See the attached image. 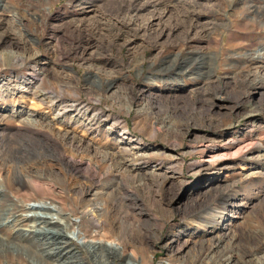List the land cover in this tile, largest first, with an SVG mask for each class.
I'll return each instance as SVG.
<instances>
[{
  "label": "rangeland",
  "instance_id": "rangeland-1",
  "mask_svg": "<svg viewBox=\"0 0 264 264\" xmlns=\"http://www.w3.org/2000/svg\"><path fill=\"white\" fill-rule=\"evenodd\" d=\"M5 1L10 9L0 6V13L10 18L13 36L22 43L19 52L36 54L40 62L42 81L34 90L38 97L50 96L55 108L39 102L34 91H14L24 87L32 66L0 63V81L10 83L0 96V178L13 166L2 157L27 155L26 145L43 148L17 112L51 119L58 111L73 110L72 105L80 107V115L93 127L86 129L82 118L79 122L71 114L54 121L50 152L34 160L43 178L26 188L16 186L13 195L24 202L55 201L73 217L102 207L106 225L97 233L82 227L86 239L121 247L88 243L66 249L61 231H21L11 197L0 188V264H194L202 239L212 236L194 229L202 221L192 199L217 180L240 182L235 194L245 195L248 205L240 207L215 250L225 258L232 255L230 264H242L246 242L264 243L262 237L245 236L253 228L264 234V175H252L264 169V113L246 116V102L264 103V85L253 86L257 79H246L260 65L249 56L264 49V0H200L204 12L214 11L216 27L229 20L234 26L223 33L213 27L210 39L185 46L176 43L182 35L177 31L171 42L162 37L151 44L140 37L126 44L115 36L120 30L110 19L117 16L108 11L119 0H99L95 12L82 10L85 0ZM157 1L165 7L178 0ZM9 49V43L3 45L0 53ZM90 56L91 62L86 61ZM197 87L208 91L211 107L193 94ZM100 121L105 123L97 130ZM125 132L148 150L141 170L123 167L130 161ZM234 139L240 144L231 152L218 151ZM210 152L218 163L201 170L200 162ZM69 158L82 162L77 171L68 166ZM185 240L182 251L175 253ZM255 258H264V251Z\"/></svg>",
  "mask_w": 264,
  "mask_h": 264
},
{
  "label": "bare ground",
  "instance_id": "bare-ground-1",
  "mask_svg": "<svg viewBox=\"0 0 264 264\" xmlns=\"http://www.w3.org/2000/svg\"><path fill=\"white\" fill-rule=\"evenodd\" d=\"M98 1L99 0L83 1L82 3L84 6L82 7V10L86 8H92L91 10L95 12L100 7L98 6V4H96L98 3ZM105 1L107 0H100V2ZM163 4L158 2L157 0H119L115 8L108 9L110 14H114L117 16V18L111 17L110 19L113 22L112 27H119V29L117 30H120V32L116 33L115 36H117L118 38L123 37L125 43L128 45H132V42L140 37L148 40L150 43L153 41V43L156 44L162 37H166L168 40H170V42L174 41L173 35L177 31L179 33L182 32V35L179 41L176 43L178 45L185 46L188 44L195 45L197 41L202 38L210 39V34L213 30V27L214 29L222 32L225 30H230L234 26L232 24V21L229 20L227 24H224L223 26H221L220 24L216 27V23L213 19H211V14L215 16L214 11L210 10L204 12L202 8L203 3L200 0H178L175 2V5L171 4V6L166 5L165 7ZM176 5H178L179 7L176 8ZM0 6L4 11H8L10 9V5L5 0H0ZM174 9H176V12L174 11ZM146 14H149V17L144 20L143 17ZM15 16L16 14L14 15V17ZM14 17L12 16V21H14ZM9 19L10 18L7 19L2 13H0V47L8 43L10 44L9 50L0 53V63L5 62L12 65L16 62L21 65L32 66L30 71L31 73L28 74L24 79V87L20 90L14 91H34L33 95H36V97H38L39 95L37 96V93L34 89L35 87L40 88L38 85L40 84L39 82L42 81L37 70L40 62H38L36 54L26 55V53L19 52V49L22 47V43L21 41L14 38L13 35L15 34H13L12 32L14 30H11L10 28L11 22L9 21ZM101 25L108 26L107 23ZM83 53H86V49L83 50ZM191 53H193V51ZM92 57L93 56L85 58V60L91 62ZM249 59L251 62L260 63V65L256 66L257 71L255 70L254 73H249V75H246V79H251V77L257 79L252 83L250 82L251 84L254 83L253 86L257 84V82L260 85H264V62L263 64L261 63V60H264V49L261 52H257V54L253 56H249ZM8 84L10 83H7L6 81H0V96H2L5 91L4 86H9ZM199 88L200 87H197L198 90L194 89L196 91H194L193 94L196 95V97L200 96V99L201 97H203L211 107V99L206 97V93L208 91H206V89L203 90L202 88ZM48 98L51 97L47 96L46 93H43L42 95H40V97H38L39 102L47 104L50 108H55L53 100H47ZM246 103L247 107L249 106V112L246 114L247 117H253L255 115L264 113V103H259L257 105L248 102ZM72 107L74 108L73 110L65 109L67 110L65 111L60 109L62 112L58 111L56 115L51 119L48 117H44L43 115L34 116V114H29V112L25 113L23 110L21 112H17L20 113L18 114L19 116H22V122L24 123L26 131L33 134L35 141L40 143L43 148L40 150L35 147L29 148L30 145L25 144V148L28 150L29 154L24 156L15 155L8 158L2 157V161L7 163L6 161L8 160V162H12L13 166L1 174L0 188L3 189L9 197H11L10 200L12 201L16 209V212L13 213L15 217V225L19 227L21 231H28L30 233H34L36 231L43 232V230H46L47 232L53 231L52 233H54V230L58 232L61 231L63 234L62 240H64L62 241V245L66 249L76 248V246H84L88 243L98 247H109V245V248H112L111 245L115 246L116 248H118V246L121 247V245L119 244L115 245V242H104L102 240L95 241L86 239V231L82 229V227L87 226L96 233L100 229H104L106 223L101 217L102 207H94L91 210L84 211L83 216L81 217H73L70 212H66L63 209V206L61 204L59 205L55 201L38 200L32 202H24L20 197L13 195L12 190L16 186H18L19 188H26L30 186L35 179L43 178V176H41L39 173L41 169L37 166L34 160L35 158H39L40 154L45 155L47 153L46 151L50 152L49 149L55 142L53 135H51V129L53 127L54 121L62 122L67 118L69 114H71L72 119L82 118L80 120L81 124L86 127V129H90L93 127V124H91L90 121H86V119H84V117L80 115V111H78L80 107L78 108V110L76 109L75 105H72L71 108ZM73 112L74 114H72ZM1 115L4 117L7 116V114ZM10 116H14V113L11 112L9 114V117ZM77 121H79V119ZM104 123L105 122L100 121L98 123L97 130H99L98 128L102 127L100 125H104ZM67 134L68 132H66L64 136L68 137ZM129 136L130 134L128 132H125L124 138L126 139L125 141L128 140V142H126L127 146L124 150L126 154L130 156V161H135L136 163L130 164L129 161V164H122L123 167L126 168L133 167V169H131L133 172V170L138 171L142 169V166H139V164H142L140 162L143 161V156L148 155V150L139 140H132ZM44 144L46 146H44ZM239 144L240 140H230L226 144L224 143V145L221 146L220 150L218 151L221 154L226 155L227 152L232 149V147ZM47 156L49 155H46V157ZM217 157L218 156L214 155L212 152H210L209 155L208 153L204 155L199 165L201 170L208 169L218 163ZM66 161L68 166L72 170L76 171L80 167V164H82V162H77L76 160L70 158ZM156 166L159 165L157 164ZM255 174L264 175V169L259 172L256 171L252 175ZM166 178L169 180L168 176H166L164 179ZM239 184L240 182L226 183L217 180V182L210 183V185L205 190L199 192L195 196V198L192 199L191 204L196 209L195 213L197 215V218L202 221L198 226L195 225L194 229L201 232V234L204 236H212L209 239L203 236L204 238L202 239L201 246L196 254V259H194V264H230V260L233 256L230 255L225 258L224 252L220 253V251H216L215 249L226 236L224 229L229 227V224L232 222V219L235 217L236 213L240 210V207L248 203V199L245 195L241 198H238L237 194H235L236 190L240 187ZM88 194H92V189L88 191ZM245 236L248 239L252 237H262V239H264L263 232L259 230L256 231L255 228L248 230L247 235L245 234ZM188 241L189 240H185L184 244L175 249V253H180ZM206 243L207 245H205ZM236 246H238V244H236ZM170 247L173 246L170 245ZM245 248L246 250L241 254L242 261H240L242 262V264H264V258H255V255L259 251H264V243H262L261 240L258 242V244H255V246L250 243V241H248L245 243ZM225 249L226 248H224V250Z\"/></svg>",
  "mask_w": 264,
  "mask_h": 264
}]
</instances>
